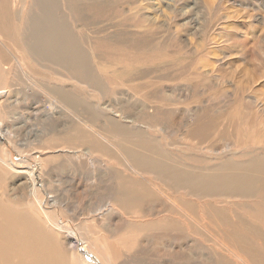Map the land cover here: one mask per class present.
Masks as SVG:
<instances>
[{"label": "rangeland", "instance_id": "rangeland-1", "mask_svg": "<svg viewBox=\"0 0 264 264\" xmlns=\"http://www.w3.org/2000/svg\"><path fill=\"white\" fill-rule=\"evenodd\" d=\"M50 1L51 14L29 17L51 19L82 67L46 52L26 60L38 88H22L7 60L0 159L14 169L1 164V202L61 226L58 246L74 264L73 241L83 264H264V172L261 186H229L264 167V0ZM18 25L11 17L8 48L21 56ZM212 175L230 177L189 183ZM133 188L142 195L126 204Z\"/></svg>", "mask_w": 264, "mask_h": 264}, {"label": "bare ground", "instance_id": "bare-ground-1", "mask_svg": "<svg viewBox=\"0 0 264 264\" xmlns=\"http://www.w3.org/2000/svg\"><path fill=\"white\" fill-rule=\"evenodd\" d=\"M12 3L17 4V6H18L12 12H10L11 10H9L7 6L0 10V81H3L2 79H4L6 77L5 75L8 72L9 73L12 72V70L9 69V61H12L16 65V69H17V73L14 75V77H20L19 80H22V88L26 87V86H29V87L33 86L34 88L37 87L36 81L31 80V78H29V75L26 71V68H27L26 60H28V59L32 60V57L42 58V55H47L46 52H52V53L58 54L61 57L59 59H62L61 61L63 63L65 61V62H68V64H70L71 67H69L68 64H66V65L69 67V70H71V71H72V69L75 70V68L79 69L80 67H82L80 65V63H78L76 65V67L74 68V64H73L74 62L73 61H75V59H77L78 57H72L70 55V52L68 51L69 46H70L69 41H67L66 38L64 39L61 35L57 34V32L51 33L50 30H52V28H54V26H52L53 22L51 21V19L46 18L47 22H45L46 20L42 21L41 17H36V16L32 17V18L29 17L30 16L29 14H31L33 8L35 9V12L33 11L34 13H36V9H38V11L42 15H44L45 12L52 11L51 8L53 6V3L50 0H31L30 8L26 13H24V11H25L24 6H23L24 0H17V1L15 0ZM48 13H50V12H48ZM11 17H13V20H15L19 23V25H18V32H19L18 33V37H19L18 40L20 41L21 44H18V45L16 44V45L22 53L21 56H19L15 50H13V49L10 50L8 48V43H9L8 41L13 42L9 38V37H11L10 31L14 30L13 28H11ZM43 26L51 28V29H49L46 33V32H44L46 30L43 31ZM24 28L27 30V32H26V30L24 32ZM21 29H23V31ZM29 30H31V32H30L31 36L30 37L28 36L29 37V40H28L27 34H29L28 33ZM21 31L23 33H21ZM25 33H27L26 36H25ZM27 40L29 41L28 44H26ZM71 42H73V41H71ZM75 55H77V54H75ZM54 57H56V56H53V58ZM7 60H9V61H7ZM32 61L35 64L37 63V61H34V60H32ZM56 64L58 65V62ZM64 67L65 66H63L62 68H64ZM83 67H84V65H83ZM80 70L84 71L85 69L81 68ZM85 72H87V71L85 70L84 73ZM24 90H27V89H24ZM65 93L67 94V92H65ZM64 99L65 100L67 99L68 101L70 100V102H71V99L68 97V95H66L64 97ZM46 110L49 113H53L55 111V106L51 103H48ZM78 121H82V119L79 118ZM83 124L88 126V125H92L93 122L91 120H89V124H86V123H83ZM49 144H50V146H48L49 150H53L54 146H57V144H51V143H49ZM134 146H136L135 142H134ZM141 146L143 147V150L144 149H150L149 145L141 144ZM44 150L37 153V155H39V156H35V158L38 161L39 160L41 161V159L44 158L43 155L45 153H42ZM131 150H133V151H131ZM131 150H130V153H132V155L135 156L136 159H140L144 164H147L149 167L153 166L152 161L149 160L147 157L145 158V155L138 153L137 149L132 148ZM58 151L59 150H57L56 152H58ZM153 151H154V149H153ZM59 152H62V150L60 149ZM53 153H55V151H53ZM1 164L6 165V168L14 169V164L12 163L11 159H9L7 161L0 159V168L2 169V167H4V166H1ZM38 164H39V162H38ZM132 164H130L129 167L132 169H135L134 168L135 165L133 164L134 165L133 166ZM260 165L264 166V162L261 163ZM135 167H137V166H135ZM31 169H30V174L28 176V180H26L27 183H25L27 185H28V183H33V180H34L33 176L35 175V173L37 171V168L36 169L34 168L32 170ZM263 172H264V167L256 175H253L251 173V171H249V170L243 171L242 173L238 174L235 177L232 176L234 179H232L231 181H229L230 176H225V175H227V174H225V175H216V177L214 175H212L210 177H207L206 180L205 179H198L196 177L195 182L189 181V183L192 186H200V187L201 186H225V183L227 181H229L230 182L229 186H232L231 182L233 180H235V183L240 184V186H261V184H262V173ZM1 176H2V171L0 170V178H1ZM34 183H35V181H34ZM125 185H127V184H125ZM32 186H34V185H32ZM130 186H132V184H130ZM237 187H234V188H237ZM135 190H136V188L131 189L129 196H127L126 193H123V194L121 193L122 194L121 199L125 200L126 204L128 202H130L131 199H136V201H137V199L139 197H141L142 194L141 193L138 194ZM49 199L51 202H53L52 198H49ZM121 199L119 201L120 203H121ZM145 199L147 200L146 197H145ZM121 205H122V203H121ZM124 207H125V205H124ZM112 210H110V211H112ZM60 227L55 224V225L51 226L52 230H47V228L43 225V223L41 224V222H39L35 218H33V216H31L28 212L23 211V210H18L17 208H13L12 206L5 204L4 202L2 203L0 200V264H74V263H70L68 261V259L72 258L74 255H72V254L66 255V253L63 252L60 249V247L58 246L57 236H58V233L61 232ZM65 234L72 241V238L70 237V235H68V233H66V232H65ZM59 243H61V242H59ZM72 244H73L74 248L76 247L75 249L77 250V253H76L77 260L75 259L77 264H79V263L83 264V262L80 261L79 259L83 255H85L84 247L82 245L81 246L78 245L80 243L77 241H73ZM108 245H111V243H109ZM106 248H108V251L110 252L109 254H110L111 258L109 257V259L112 262L113 257L116 255V251H112L113 247L111 248L109 246H106ZM116 250L119 251L118 249H116ZM231 253L234 254L233 251H231ZM120 255H121V253L119 254V256ZM129 257L126 256L125 258H129ZM89 261H90L89 264H96L97 263V261H96V263H93V262L91 263V260H89Z\"/></svg>", "mask_w": 264, "mask_h": 264}]
</instances>
